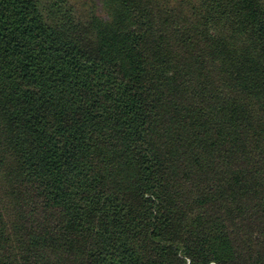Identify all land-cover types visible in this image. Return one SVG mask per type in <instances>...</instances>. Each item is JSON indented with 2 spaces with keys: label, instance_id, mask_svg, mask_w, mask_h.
I'll return each instance as SVG.
<instances>
[{
  "label": "trees",
  "instance_id": "obj_1",
  "mask_svg": "<svg viewBox=\"0 0 264 264\" xmlns=\"http://www.w3.org/2000/svg\"><path fill=\"white\" fill-rule=\"evenodd\" d=\"M264 264V0H0V264Z\"/></svg>",
  "mask_w": 264,
  "mask_h": 264
},
{
  "label": "rangeland",
  "instance_id": "obj_2",
  "mask_svg": "<svg viewBox=\"0 0 264 264\" xmlns=\"http://www.w3.org/2000/svg\"><path fill=\"white\" fill-rule=\"evenodd\" d=\"M214 264V263H213Z\"/></svg>",
  "mask_w": 264,
  "mask_h": 264
}]
</instances>
